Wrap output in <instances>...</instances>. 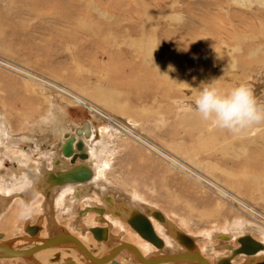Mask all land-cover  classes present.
Segmentation results:
<instances>
[{
    "label": "rangeland",
    "instance_id": "obj_1",
    "mask_svg": "<svg viewBox=\"0 0 264 264\" xmlns=\"http://www.w3.org/2000/svg\"><path fill=\"white\" fill-rule=\"evenodd\" d=\"M213 79L225 90L248 83L264 105V0H0L3 239L49 211L67 225L54 189L19 214L34 198L25 195L35 176L52 168V151L61 154L64 133L86 123L90 159L107 183L121 182L187 233L249 230L264 241V122L232 133L202 120L195 96ZM146 152L160 162L149 171ZM84 183L101 202V187ZM118 230L100 242L108 246ZM52 253L39 256L52 264ZM12 259L0 264L28 263Z\"/></svg>",
    "mask_w": 264,
    "mask_h": 264
},
{
    "label": "flooded vegetation",
    "instance_id": "obj_2",
    "mask_svg": "<svg viewBox=\"0 0 264 264\" xmlns=\"http://www.w3.org/2000/svg\"><path fill=\"white\" fill-rule=\"evenodd\" d=\"M87 127L89 129V125H87ZM78 128L81 129V132L83 131V133L81 135H78L81 132L80 133L76 132V129H78ZM76 129H75L74 133L69 134V133L65 132L64 135L65 134L66 135H72V136H75L76 138L78 136H80L83 140L85 139V137L86 138L88 137L86 135L85 123H82L81 126L76 127ZM66 135H65V140L67 137ZM73 145H74V143H73ZM74 147H75V145H74ZM83 147L85 148V156H86V153L88 156L86 158H85V156H81L83 153L80 151V149L75 147L74 152L77 154H75L74 156L71 155L67 158L71 165L77 164L81 161L88 162V160H90V153L88 150V145H86V144L84 145V142H83ZM53 149L56 150V149H58V147L53 148ZM52 152H54L53 153L54 157L51 159V164L54 163L53 159L56 158L57 156L62 155V157H65V155L62 153V148H61V154H58L59 152L57 150L52 151ZM88 164L92 167L91 168L89 166L91 168V172L93 169V172H94L93 174L91 173V175L89 177H87L83 180H80V181L67 182V183H65L66 185L65 184H63L64 186L62 185L63 187L60 186L59 189L56 188L54 190L55 191V194H53V198L55 196L54 208L56 209V199H57L56 193H60V195H61L59 197L60 205L57 204V206H59V209L61 210L63 216H65L68 219L67 225H63L65 223L61 222L57 218V216H55L57 220L54 219L53 212H51V211H49V215H50L49 219L47 221H44L43 223H42V218H41V217H43L42 214L37 216L35 218V220H33L30 217L26 218V220L28 221L29 224H34L37 221H39L40 228L38 231V236L40 233H41V236H43V233H44L43 230H45L47 228V225L50 226L48 233H52L50 236L55 235V234H59L60 231L56 227V224L60 225L64 229H66L70 234L75 236L79 241H81L83 245H85L87 248L92 250L94 252V256L99 257V258H103L104 256H107L108 254H110V251H112V249L116 250L115 247L121 246L122 243H124V241H126L128 243H132L134 246H136L139 249V251L144 255L145 258H149V259L153 258V257H160V256H163L165 254H169V255L174 254V253L178 254V253H180V251L186 250L176 240V238H174L173 234L171 233L170 229L167 227V225L165 223L158 222L154 219V218H156L157 220H160L156 217L155 212L158 211V212L162 213L161 210L157 209V208H161V207H159L155 204H151L150 202L148 203L145 200L143 201V199L138 197L140 199L139 200L138 198H136L137 197L136 195L134 196L132 194H129L125 190H123L122 188H119L117 186H114V185L107 183L106 180H104V179L100 180L99 179L100 174L98 173L97 170H95L94 165L90 162H88ZM49 167L50 166H48V168ZM92 175H93V177H92ZM37 178H39V176ZM25 182L27 183V181H25ZM84 182H88L90 184L92 183L98 188L101 187L102 191L99 190V193H97L98 194L97 200L101 201V202H99V203L91 202L92 198L90 197L89 188L87 187V183L85 184ZM31 183L34 184V182H31ZM105 183H107L108 185ZM110 187H116V188L120 189L121 191H118L116 189H112L113 190L112 191V190H110L111 189ZM104 194H108V195L105 197ZM109 194H111L113 196V198L111 196L109 197ZM38 195H39V193H36V194L31 196V198L32 197H34V198H32L30 200V205H28L26 203L24 205H23V203H21V204L23 206H25L26 209L31 210L33 208L32 204ZM99 195H100V197H99ZM103 196H104V199H103ZM17 199H20V200H17ZM97 200L95 199V201H97ZM115 200H117V202ZM18 201L21 202L22 198L18 197L16 199H14V202H15L14 205H17ZM49 202H51V201L49 200ZM14 205H13V207H14ZM144 206H146L147 208H149V206L156 207V208H150V210L148 212L147 208H144ZM12 208H10V210ZM132 208H134L136 212H134V210H132ZM9 211H8V213H9ZM131 212L144 214L148 219L150 218L149 220L152 224L153 230H154L155 234L157 235V237L162 242L161 246L155 244L154 242L151 243L152 241L150 242V240L149 241L146 240L147 238L143 237L135 228H133L131 226V224L129 222H127L125 220V217H129ZM162 214H163V216L165 215L166 217H168V215L166 213H162ZM3 216H0L1 221L4 219ZM166 220L169 223L171 222V220L168 218H166ZM160 221H162V220H160ZM23 224H25V223H23ZM91 226H97L98 227V230L96 231L97 236H95V234L90 229ZM113 226L119 227V230L116 233V237L111 239L110 242L106 243V244H108V246H106V245L102 244L100 241L101 240L102 241L107 240V237H109V238L112 237ZM23 227H24V225H23ZM18 232H20V231H18ZM21 232H20V234L22 235L24 230L22 229ZM235 232H237V231L229 232V231L220 230V231L213 232L209 236L208 235H202V234H200V235L193 234V235H195L201 241H203L202 238L205 237V240H206L205 245H207V243H208L207 246L202 245L200 240H198L197 243L199 244V251L201 252L202 256H204V258L209 262V264H216L217 262H219L220 264H225V263H223V260H220V259H222L223 257H226V256H229V260H228L227 264H235L233 262L234 260H235V262L242 263V262L246 261L245 259H247L248 257H252V256H253V258H250L251 260L249 259V261L246 262L247 264H264V241L262 239L257 238L253 234V232L249 231V230H241V232L239 231L237 233H235ZM248 232H250L249 234H251L256 240L260 241L263 244L262 248L257 249L254 253H249L250 256L243 255V254H247L244 252H239L235 255H231L232 248L231 249L228 248L229 246H227V249L222 247V244H224V243L230 244L233 247L238 246L239 243L236 240V237L241 236V235L248 233ZM221 233L230 235L229 238H232V239L228 238L229 240L228 239H226V240L222 239L223 241L219 240L218 235ZM47 236H49V235H45L43 237H47ZM133 238H134V240H133ZM124 247L125 246L123 245L121 248L117 249L116 252L115 251H114V253L112 252L113 256L111 258L108 257L106 259V262H103V264L107 263V261L109 264H113L112 261L117 262V264H119V262H120V264H129L128 263L129 261H130V264H133V262H135L136 264H146V263H143L144 261H140L136 257V255L133 252L136 250L135 248L130 249V248H126V247L124 248ZM145 247H147V248H145ZM220 247H222V249ZM49 249H50V251L51 250L53 251V253L50 256V260H51L50 263H52V264H66L65 261L67 258H72L76 262V264H94L93 262H95L94 259H92L91 257H89V259H87L86 257H84V255H82L81 253H79L75 249H71V250H68L65 248H49ZM44 250H46V249H44ZM41 251H37V252L35 251L34 253H36V254H34V253L33 254L43 264H46L45 261H43L41 259V257L39 256ZM59 251L61 252L60 259H59V261H55L56 253ZM124 252H126V256H125L126 260L117 259V256L120 253H124ZM255 253H258V256H257V254L255 255ZM238 254H240V255H238ZM14 259L20 260V259H22V257H16V258H13L12 260H14ZM258 260H260V261H258ZM89 261H92V262L90 263ZM26 264H29V261ZM30 264H33V263H30ZM148 264H198V262H193V261H187V262L186 261H183V262L180 261V262H178V261H168V260L162 259V261H159L157 263H148Z\"/></svg>",
    "mask_w": 264,
    "mask_h": 264
},
{
    "label": "water",
    "instance_id": "obj_3",
    "mask_svg": "<svg viewBox=\"0 0 264 264\" xmlns=\"http://www.w3.org/2000/svg\"><path fill=\"white\" fill-rule=\"evenodd\" d=\"M85 125H86V134H87L89 132L88 131L89 129L86 123ZM76 132L80 133L81 129L80 128L76 129ZM66 136H67L66 140L63 142L61 146L62 152L64 154H68L69 156L71 155L74 156L75 154H77L74 152L76 147L80 149V151L83 153L81 156H85V148L83 147L82 138L80 136H78L77 138H75L72 135H66ZM57 160L58 159L54 161L53 167L51 169L44 168L42 171V178L40 177L38 178L39 179L38 184H40V188L38 187V191H41L43 193L46 192L47 196L53 188H58L67 182H76L83 180L89 177L92 173L91 168L89 167V165L85 163V161H81L77 164L71 165L67 160H60V159H59L60 161ZM132 210L136 212L134 208H132ZM134 212H131L129 217H125V220L129 222L131 226L135 228L143 237L161 246L162 242L155 234L150 220L144 214L134 213ZM155 215L158 219L167 222L169 229L173 234L174 238H176V240L186 249L185 251H180V253L190 254L197 250V244L195 242V237L193 235L183 231L173 223L171 222L169 223L167 220H165L161 212L157 211L155 212ZM56 227L60 230V233L57 235H62L66 237V241H68L70 244L73 245L77 244L80 247L81 244L79 243V240L75 236L70 234L66 229H64L60 225L56 224ZM39 228H40L39 221H37L34 224H29L28 221L26 220L23 230L28 235L25 233L22 235L11 236L6 239H2L4 234L3 232L0 231V258L20 256L25 259L26 258L31 259L36 264H41L40 261L33 255L35 251L46 246H56L64 243L62 241L53 240L54 239L53 235L48 237L38 236ZM90 229L95 234V236H97L96 231L98 230V227L91 226ZM220 236H223L224 238L228 237L226 234H220ZM18 240H22V242L17 243ZM236 240L238 241L239 245L234 246L232 248L231 255H235L239 252H244L247 254L254 253L257 249L263 247V244L260 241L256 240L249 233H245L241 236H237ZM226 245L229 246V244ZM80 248L84 252L86 251L84 248L82 247ZM175 254L176 253L171 255L165 254L162 257L177 258V259L183 258L182 255L174 256ZM168 258H164V259H168ZM220 260H223V263L227 264L229 260V256L223 257ZM206 262L209 264L207 260ZM112 263L117 264V262L115 261H112ZM216 264H220V263L217 262Z\"/></svg>",
    "mask_w": 264,
    "mask_h": 264
},
{
    "label": "clouds",
    "instance_id": "obj_4",
    "mask_svg": "<svg viewBox=\"0 0 264 264\" xmlns=\"http://www.w3.org/2000/svg\"><path fill=\"white\" fill-rule=\"evenodd\" d=\"M170 71L174 69L169 66ZM219 79L202 83L197 91L195 110L202 120L210 122L215 128L240 133L255 124L264 122V105L254 96L252 87L242 82L225 90L218 84ZM31 214L25 209L19 214L25 218Z\"/></svg>",
    "mask_w": 264,
    "mask_h": 264
},
{
    "label": "bare ground",
    "instance_id": "obj_5",
    "mask_svg": "<svg viewBox=\"0 0 264 264\" xmlns=\"http://www.w3.org/2000/svg\"><path fill=\"white\" fill-rule=\"evenodd\" d=\"M75 98L77 99V100H79V101H81V102H83L84 100L82 99V97H78V96H75ZM95 109V108H94ZM56 115V114H55ZM59 116V115H58ZM57 116V117H58ZM62 118H64V117H62ZM52 120V119H51ZM63 120V119H62ZM62 120H61V123H62ZM65 120V119H64ZM64 123H66L65 121H64ZM89 125V124H88ZM64 126V125H63ZM84 127V126H83ZM56 128V127H55ZM64 128H66L65 126H64ZM62 129V128H61ZM60 129V130H61ZM76 129V128H75ZM63 131V130H62ZM61 131V132H62ZM91 128H90V125H89V133H87L86 135L88 136V138H90V135H91ZM60 133V132H59ZM63 133V132H62ZM61 133V134H62ZM83 133V131L80 133V134H78V135H81ZM60 134V135H61ZM75 137V136H74ZM85 137V136H84ZM83 137V138H84ZM76 138V137H75ZM86 138V137H85ZM83 140V139H82ZM88 140V139H87ZM87 140L86 139H84L83 140V142H84V145L86 144H88L87 143ZM58 144H60V143H58ZM60 146H62V144L60 145ZM97 146V145H96ZM104 147V146H103ZM98 148V147H97ZM102 148V147H101ZM97 150V149H96ZM108 150V149H107ZM63 153V152H62ZM64 154V153H63ZM65 155V157H62V156H57L56 157V159H58L57 161H60V160H67L68 162H69V160L67 159L68 157H69V155L68 154H64ZM88 155H87V153H86V156H85V158L87 157ZM52 157V156H51ZM54 157V156H53ZM96 158V157H95ZM104 158V157H103ZM107 158V157H106ZM55 159V160H56ZM60 159V160H59ZM54 162V161H53ZM90 163H92L93 164V160L92 159H90V161H89ZM70 163V162H69ZM85 163L86 164H88V162H86L85 161ZM95 163V162H94ZM97 164V163H96ZM89 165V164H88ZM100 165V164H99ZM90 166V165H89ZM93 166V165H92ZM53 167V166H52ZM61 167V166H60ZM91 167V166H90ZM96 167H97V165H96ZM41 168V167H40ZM92 168V167H91ZM99 170V169H98ZM43 171V170H42ZM41 171V172H42ZM94 172H93V169H92V174H93ZM38 177V176H37ZM36 176H35V184L33 185V187L31 188V189H29L28 190V192L26 193V195H25V197L26 196H28V198L29 197H31L32 195H34V194H36V193H39V191H38V187L40 188V184H38V182H39V179L37 178ZM92 177H93V175H92ZM23 178V177H22ZM24 178H25V175H24ZM28 179V178H27ZM26 180V179H25ZM29 180V179H28ZM33 182V181H32ZM70 184V183H69ZM66 185V184H65ZM54 190L56 189V188H53ZM52 189V190H53ZM51 190V191H52ZM51 191L49 192V194L48 195H50V193H51ZM40 193H41V191H40ZM45 194H46V192H45ZM47 196V195H46ZM47 197H49V196H47ZM4 206V203L0 200V210H1V208ZM1 216V215H0ZM164 218H165V215H164ZM150 219V218H149ZM166 220V219H165ZM165 222V221H164ZM60 231V230H59ZM260 232V231H259ZM138 233V232H137ZM24 234V233H23ZM221 234H224V233H221ZM19 235H21V234H19ZM28 235V234H27ZM140 235V234H139ZM228 237L227 238H224L223 236H220V234L218 235V238H222V239H224V240H226V239H228L229 237H230V235H228V234H226ZM263 235V234H262ZM17 236V235H16ZM39 236L40 237H43V236H41V233L39 234ZM225 236V235H224ZM4 237V236H3ZM48 237V236H47ZM53 237H54V239L53 240H56V241H62L64 244H59V245H56V246H46V247H43V248H41V249H38L37 251H43L44 249H49V248H65V249H68V250H71V249H75L76 251H78L79 253H81L82 255H84V257H86L87 259H89V257H91L92 259H94V261L95 262H93L94 264H103V262H106V259L109 257V258H111L112 256H113V253H114V251L116 252V250L117 249H119V248H121L123 245L126 247V248H130V249H132V248H135L136 250L135 251H133L134 252V254L136 255V257L140 260V261H144L143 263H146V264H148V263H157V262H159V261H162V259H164V258H168V257H153V258H145L144 257V255L139 251V249L136 247V246H134L132 243H128V242H124V243H122V245L121 246H117V247H115L116 248V250H114V249H112V251H110V254H108L107 256H104L103 258H99V257H96V256H94V252L92 251V250H90L89 248H87L85 245H83L82 244V242L81 241H79V243L81 244L80 245V247H82V248H84L86 251L84 252L83 250H81V248L76 244V245H73V244H70L68 241H66V237H64V236H62V235H57V234H55V235H53ZM142 237V236H141ZM79 238V237H78ZM129 238V237H128ZM3 239V238H2ZM145 239V238H144ZM196 239V238H195ZM229 239H232V238H229ZM228 239V240H229ZM83 240V239H82ZM133 240H134V238H133ZM146 240H148V239H146ZM102 241V240H101ZM104 241V240H103ZM149 241V240H148ZM196 241V240H195ZM20 243V242H22V240H18L17 241V243ZM151 242V241H150ZM88 243V242H87ZM140 243V242H139ZM151 243H153V242H151ZM138 244V243H137ZM144 245V244H143ZM27 246V245H26ZM147 246V245H146ZM124 247V248H125ZM140 247V246H139ZM148 247V246H147ZM147 247H145V248H147ZM198 247V246H197ZM226 247H227V245H226ZM222 248V247H221ZM224 248V247H223ZM228 248H233V246L232 245H229V247ZM142 249V248H141ZM150 249V248H149ZM144 250V249H143ZM36 251V252H37ZM263 251V250H262ZM113 252V253H112ZM67 253V252H66ZM86 253V254H85ZM259 253V252H258ZM258 253H255V255L257 254L258 255ZM34 254H36V253H34ZM33 254V255H34ZM116 254V253H115ZM182 255V259L181 258H179V259H177V258H168V259H165V260H168V261H178V262H180V261H193V262H198V264H208L207 262H206V260L203 258L204 256H202V254H201V252L198 250V248H197V250L195 251V252H193V253H186V254H182V253H180V254H175L174 256H181ZM238 255H240V254H238ZM243 255H245V256H250L249 254H243ZM35 256V255H34ZM60 256H61V252L59 251V252H57L56 253V259H55V261H59V259H60ZM15 257H20V256H15ZM2 258H12V257H2ZM1 258V259H2ZM14 258V257H13ZM145 258V259H144ZM234 258V257H233ZM23 259H25V258H23ZM27 259V258H26ZM38 259V258H37ZM29 260H31V259H28V261ZM39 260V259H38ZM40 261V260H39ZM30 263H33V264H36V263H34L33 262V260H31V261H29ZM90 262H92V261H90ZM108 262V261H107ZM119 262V261H118ZM40 263L41 264H43L41 261H40ZM65 263L66 264H76V262L72 259V258H67L66 259V261H65ZM119 264H120V262H119Z\"/></svg>",
    "mask_w": 264,
    "mask_h": 264
},
{
    "label": "crops",
    "instance_id": "obj_6",
    "mask_svg": "<svg viewBox=\"0 0 264 264\" xmlns=\"http://www.w3.org/2000/svg\"><path fill=\"white\" fill-rule=\"evenodd\" d=\"M91 136V135H90ZM88 138V137H87ZM86 139V138H85ZM157 158V156L156 155H154V154H151V153H145V157H144V162L145 163H143L142 162V164L140 163V162H137V160L136 159H131V160H136L135 162H134V164H133V166L135 167L136 166V164H141V166L143 165L144 166V164L146 165V163H147V168H146V171H149L150 170V168H151V166L153 165L154 166V164H153V161L155 160L156 162H159V160L158 159H156ZM154 159V160H153ZM159 164H160V162H159ZM151 165V166H150ZM132 166V167H133ZM143 166H142V168H143ZM137 167V166H136ZM158 168V167H157ZM156 168V171L154 172V174L156 173H158V174H163L162 173V168H163V166H162V164H161V166H160V168L159 169H157ZM98 171V170H97ZM102 176H100L99 177V179L100 180H102ZM110 178V177H109ZM131 178H133V180H134V178H137V176H133V177H131ZM110 179H112V178H110ZM113 181H114V183L118 186V187H120V188H124V189H126V187L125 186H123L122 185V183L121 182H116V180L115 179H112ZM127 190V189H126ZM125 190V191H126ZM135 193H136V191H135ZM137 194V196H138V193H136ZM42 220H44V218L42 219ZM44 228V227H43ZM189 234H191V233H189ZM191 235H193V234H191ZM195 238H197L195 235H193ZM222 239V238H221ZM196 240V239H195ZM198 242V238H197V240H196V244H197V246H198V250H199V244L197 243ZM226 244L227 243H225L222 247H224V248H226L227 249V247H226ZM230 245V244H229ZM258 256V255H257ZM13 258V257H12ZM14 258H16V257H14ZM250 258H253V256L252 257H248L247 259H245L246 261H244V262H242V263H238V262H235V260L233 261L235 264H247L246 262L247 261H249V259ZM259 259V258H258ZM251 260V259H250ZM258 261H260V260H258ZM187 262V261H186Z\"/></svg>",
    "mask_w": 264,
    "mask_h": 264
}]
</instances>
